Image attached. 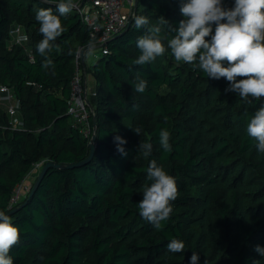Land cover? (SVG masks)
<instances>
[{"label":"trees","instance_id":"obj_1","mask_svg":"<svg viewBox=\"0 0 264 264\" xmlns=\"http://www.w3.org/2000/svg\"><path fill=\"white\" fill-rule=\"evenodd\" d=\"M58 2L0 0V85L17 97L21 118L14 128L0 102V211L20 230L10 252L13 264H191L193 252L197 264H264L254 250L264 247V153L246 132L264 98L247 103L225 92V78L177 64L170 50L150 64H132L140 55L138 37L161 16L178 27L186 0H136L133 15L146 16L149 25L136 29L132 15L109 41V52L84 63L96 83L88 98L97 136L93 158L78 167L50 168L31 196L37 178L27 198L10 207L35 164L76 165L91 153V142L68 114V100L79 50L87 53L90 41L97 48V37L73 9L60 17L64 31L49 68L36 50L43 37L35 9L51 7L59 15ZM224 3L232 7L234 0ZM16 26L27 43L11 41ZM161 36L171 37L166 26ZM138 75L148 81L143 93L134 91ZM138 127L140 135L133 131ZM161 129L170 133L171 152L159 145ZM116 136L126 141V155L117 150ZM144 142L153 146L147 158L139 154ZM151 160L178 185L173 212L160 230L137 206L150 183ZM173 238L185 243L184 252L167 251Z\"/></svg>","mask_w":264,"mask_h":264},{"label":"clouds","instance_id":"obj_2","mask_svg":"<svg viewBox=\"0 0 264 264\" xmlns=\"http://www.w3.org/2000/svg\"><path fill=\"white\" fill-rule=\"evenodd\" d=\"M44 2L52 3L53 0ZM55 8L59 15L54 14L51 7L35 9V19L39 22L43 37L37 43L36 50L44 58V69L52 64L49 54L53 51L54 42L64 31L60 17L70 13L74 5L72 0H59ZM179 10L183 19L179 21L178 27L172 26L161 16L138 37L140 55L132 64H150L170 50L177 64H189L213 80L225 78L229 83L225 92H234L247 103L264 98V0H234L232 7H227L224 0H186L181 2ZM132 20L136 29L149 25L148 18L143 15H133ZM162 26H166L170 38L161 36ZM94 51L95 45L90 41L87 53L92 55ZM147 84L148 81L138 75L134 91L143 93ZM133 131L140 135L141 129L138 127ZM246 132L256 142L257 151L264 153V105L251 117ZM115 141L117 150L126 155L125 149L121 147L126 141L120 136H116ZM159 145L165 152L172 151L167 129L160 130ZM152 147L151 143H140L139 154L147 158ZM146 174L150 183H145L141 189L143 199L137 204L139 215L156 230H160L161 222L168 220L173 212L172 202L178 197V185L176 178L155 160L150 161ZM19 240L20 230L13 223V218L0 211V264H13L10 252ZM166 249L170 253H182L185 243L173 238ZM254 250L264 257V247L257 245ZM190 259L191 264H197L198 253L193 252ZM253 264H260V261H254Z\"/></svg>","mask_w":264,"mask_h":264},{"label":"built area","instance_id":"obj_3","mask_svg":"<svg viewBox=\"0 0 264 264\" xmlns=\"http://www.w3.org/2000/svg\"><path fill=\"white\" fill-rule=\"evenodd\" d=\"M135 4L136 0H80L73 3V9L80 14L83 21L91 28V37H97V48H95L93 54L96 60L100 55L109 52V41L126 29L131 21ZM23 31L21 26L11 29V41L15 44H22L24 41ZM84 50L80 48L76 57L77 70L70 82L71 92L68 100V114L75 120L74 125L81 130L83 136L92 142L94 129L90 120L87 74L84 65L87 53H84ZM0 102L6 108L12 126L17 128L19 121L15 120V117L18 115L19 118L18 99L8 86L0 85ZM44 163L45 161L42 160L35 164L26 179L16 187L10 207L27 198L34 179L42 171Z\"/></svg>","mask_w":264,"mask_h":264},{"label":"water","instance_id":"obj_4","mask_svg":"<svg viewBox=\"0 0 264 264\" xmlns=\"http://www.w3.org/2000/svg\"><path fill=\"white\" fill-rule=\"evenodd\" d=\"M86 51L84 50V53ZM96 140H97V136L94 134L93 135V139H92V142L90 143V149H91V153H90V156L83 162H80V163H77L76 165H62V164H55L53 162H47L43 168H42V171L40 172V174L38 175L35 183H34V186L32 188V191H31V194L30 196L35 192V190L38 188V185L40 184L41 180L43 179V177L45 176V174L47 173V171L52 168V167H55V168H58V169H64V168H72L74 166H81L87 162H89L93 156H94V152H95V147H96Z\"/></svg>","mask_w":264,"mask_h":264},{"label":"rangeland","instance_id":"obj_5","mask_svg":"<svg viewBox=\"0 0 264 264\" xmlns=\"http://www.w3.org/2000/svg\"><path fill=\"white\" fill-rule=\"evenodd\" d=\"M80 1V0H79ZM23 39H24V44L27 43L29 40H28V36L26 35V33L23 31ZM95 79L94 77L91 75V74H88L87 76V92L89 95L93 94V88H95ZM15 120H18L19 122V125L21 124L20 120V113H19V118H18V115L15 117ZM18 127H21L19 126Z\"/></svg>","mask_w":264,"mask_h":264},{"label":"crops","instance_id":"obj_6","mask_svg":"<svg viewBox=\"0 0 264 264\" xmlns=\"http://www.w3.org/2000/svg\"><path fill=\"white\" fill-rule=\"evenodd\" d=\"M95 61H96V59L93 57V54L92 55H88V54L86 55L85 63L87 65H92ZM87 76H88V74H87ZM95 87H96V84H95ZM95 90H96V88H93V93L95 92ZM31 182H33V181H31Z\"/></svg>","mask_w":264,"mask_h":264}]
</instances>
